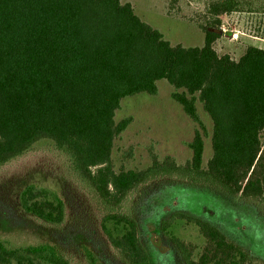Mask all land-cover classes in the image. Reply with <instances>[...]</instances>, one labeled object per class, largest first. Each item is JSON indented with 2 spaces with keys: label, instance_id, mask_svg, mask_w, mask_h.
Wrapping results in <instances>:
<instances>
[{
  "label": "trees",
  "instance_id": "16d2710c",
  "mask_svg": "<svg viewBox=\"0 0 264 264\" xmlns=\"http://www.w3.org/2000/svg\"><path fill=\"white\" fill-rule=\"evenodd\" d=\"M204 44H172L122 0H0V167L36 143L51 140L77 180L106 207L103 229L124 264H155L137 219L124 211L127 197L160 176L204 183L264 212V48L249 45L239 59L214 47L222 16L263 12L264 0H208ZM166 80L172 97L202 124L200 101L213 124L212 155L203 167L197 129L192 158L180 164L149 148L151 164L116 170L112 153L132 118L116 120L122 100L158 93ZM21 208L49 225L67 217L59 192L32 182L19 193ZM178 219L195 225L201 249L170 228ZM161 230L184 264H264L220 228L174 212ZM88 264H99L84 248ZM0 264H74L55 244H12L0 237Z\"/></svg>",
  "mask_w": 264,
  "mask_h": 264
},
{
  "label": "rangeland",
  "instance_id": "374dc122",
  "mask_svg": "<svg viewBox=\"0 0 264 264\" xmlns=\"http://www.w3.org/2000/svg\"><path fill=\"white\" fill-rule=\"evenodd\" d=\"M130 2L137 15L159 29L172 44L201 46L209 14L208 0H122ZM234 34L237 36L234 37ZM249 45L264 48V13L238 11L222 16V35L214 47L220 55L239 59ZM174 88L158 82V93H139L122 100L116 120L131 117L125 132L115 141L112 159L116 170L143 169L151 164L149 148L180 164L192 158L189 147L198 129L204 140L203 167L212 155L213 124L200 101L202 124L185 113L173 99ZM38 183L60 193L66 203L64 224H46L25 212L19 193L29 183ZM124 211L139 224L140 237L155 264H184L175 245L161 230L162 221L182 211L207 220L230 239L264 261V212L237 196H225L212 187L191 180L160 176L140 185L126 199ZM106 207L75 177L64 153L51 140L36 143L22 156L0 167V237L12 244H55L74 264H88L84 248L92 250L99 264L122 263L103 229ZM170 230L195 242L205 239L198 228L178 219Z\"/></svg>",
  "mask_w": 264,
  "mask_h": 264
},
{
  "label": "built area",
  "instance_id": "2783aa9c",
  "mask_svg": "<svg viewBox=\"0 0 264 264\" xmlns=\"http://www.w3.org/2000/svg\"><path fill=\"white\" fill-rule=\"evenodd\" d=\"M237 35L236 34H234V37H236Z\"/></svg>",
  "mask_w": 264,
  "mask_h": 264
},
{
  "label": "crops",
  "instance_id": "0c3cea01",
  "mask_svg": "<svg viewBox=\"0 0 264 264\" xmlns=\"http://www.w3.org/2000/svg\"><path fill=\"white\" fill-rule=\"evenodd\" d=\"M243 54V53H242ZM242 54H241V56H242Z\"/></svg>",
  "mask_w": 264,
  "mask_h": 264
}]
</instances>
